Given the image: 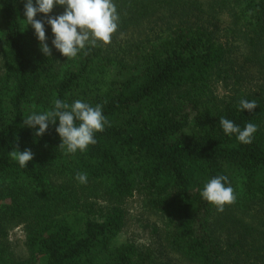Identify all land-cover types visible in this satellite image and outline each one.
<instances>
[{"label": "trees", "instance_id": "trees-1", "mask_svg": "<svg viewBox=\"0 0 264 264\" xmlns=\"http://www.w3.org/2000/svg\"><path fill=\"white\" fill-rule=\"evenodd\" d=\"M25 2L0 0V264H264V0H114L111 42L72 60L41 52ZM56 99L102 106L87 151L23 123ZM220 118L256 124L252 143ZM16 148L33 153L27 168ZM221 175L236 196L222 213L201 197ZM135 197L153 244L119 241Z\"/></svg>", "mask_w": 264, "mask_h": 264}, {"label": "clouds", "instance_id": "clouds-1", "mask_svg": "<svg viewBox=\"0 0 264 264\" xmlns=\"http://www.w3.org/2000/svg\"><path fill=\"white\" fill-rule=\"evenodd\" d=\"M57 6L64 9L63 13L50 15ZM38 14H43V19H36ZM24 17L34 29L41 52L51 56L54 48L67 60L76 58L86 48L100 43L109 44L120 20L114 0H26ZM45 25L51 28V47L46 42ZM257 106L255 99H241L239 102L242 112H253ZM23 123L34 129L36 136H42L50 124L56 125L55 131L61 139L59 147L65 148L68 154H75L85 152L90 145L96 144L95 136L104 130L107 118L101 105L92 106L79 99L69 104L56 99L52 110L32 113ZM219 124L224 135L229 138L235 136L239 143L245 145L252 143L258 131L256 124L247 123L242 129L227 118H220ZM10 155L22 169L27 168L28 162L33 159L31 150L21 152L16 148ZM75 179L83 184L87 182V175L78 173ZM201 197L221 213L226 205L236 200L228 177L223 175L210 178L203 186Z\"/></svg>", "mask_w": 264, "mask_h": 264}, {"label": "rangeland", "instance_id": "rangeland-1", "mask_svg": "<svg viewBox=\"0 0 264 264\" xmlns=\"http://www.w3.org/2000/svg\"><path fill=\"white\" fill-rule=\"evenodd\" d=\"M129 206L131 207V214L133 215L132 221L128 224L124 233L119 237V241H126L128 238L135 241L153 244L156 241V236H153L149 228H144L137 219L142 218V200L140 197L133 198ZM12 239L15 246H18V252L23 249L24 233L20 229H15L12 234Z\"/></svg>", "mask_w": 264, "mask_h": 264}]
</instances>
